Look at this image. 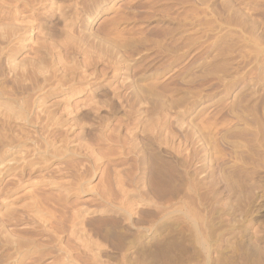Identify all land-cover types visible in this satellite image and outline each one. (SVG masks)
<instances>
[{
	"label": "rangeland",
	"instance_id": "1",
	"mask_svg": "<svg viewBox=\"0 0 264 264\" xmlns=\"http://www.w3.org/2000/svg\"><path fill=\"white\" fill-rule=\"evenodd\" d=\"M0 264H264V0H0Z\"/></svg>",
	"mask_w": 264,
	"mask_h": 264
}]
</instances>
